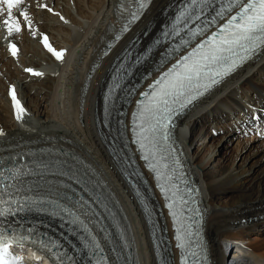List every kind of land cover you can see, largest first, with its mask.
Returning <instances> with one entry per match:
<instances>
[{"label": "bare ground", "instance_id": "bare-ground-1", "mask_svg": "<svg viewBox=\"0 0 264 264\" xmlns=\"http://www.w3.org/2000/svg\"><path fill=\"white\" fill-rule=\"evenodd\" d=\"M180 1L154 0L142 20L126 37L123 47L118 51L117 48L111 49V54L105 58L106 46L112 42L115 34L120 0H30L28 8L34 27L39 33L49 36L57 51L67 50V64L56 73L46 71L51 69L44 67L42 61L57 64L58 60L42 48L39 41L32 40L26 24L22 23L19 36L21 50L17 58L21 59L23 68L32 67L42 75L22 73V69L12 62L9 47L0 42L1 72H5L3 74L10 82L18 79L23 107L32 114V117H24L23 122L19 123L14 116L8 86L0 82L5 86L0 95V130L5 133L0 137V157L56 151L77 163L81 169L92 172L114 201L125 211L129 209L134 214L140 258L144 264H154V252L149 247V232L139 207L132 202V194L125 192L129 191L123 180L124 176H129L127 152L114 125V109L105 112L104 93L115 60L133 38L141 40L139 48L142 51H149L143 64L131 73V79L140 73L151 72L159 65L164 49L150 50L159 37L161 27L168 17L173 16ZM43 2L53 11L38 7ZM72 5L82 20L72 12ZM29 81L33 86L26 88L24 84ZM54 82L56 85L52 87ZM34 86L41 91L40 95H32ZM240 95H243L241 100L238 99ZM259 103L264 106V51L219 90L190 110L175 133L176 147L186 161L192 178L203 191L204 228L212 264H229L230 258L226 257V252L232 245H246L248 248L247 256L237 264H264V166L256 168L264 161V142L258 146L250 141L234 149V162L237 159L242 161L234 169L221 167L217 170V176L206 171L208 160L212 157L211 151H215L221 143H231L241 129V113L256 110L252 106L258 107ZM233 114L238 117L233 119ZM258 116L262 117L263 112ZM219 131L223 136L216 139L213 133ZM205 150H208L206 155L203 154ZM243 150L249 152L244 156ZM254 155L261 156V159L255 160ZM71 174L78 179L77 170L73 169ZM50 179L75 185L74 181L65 177L52 176ZM149 196L156 206V213L165 215L160 212L156 193L151 191ZM220 197H225L226 201L215 203L214 200ZM162 222L171 227L167 219L162 218ZM120 255L125 264V250Z\"/></svg>", "mask_w": 264, "mask_h": 264}, {"label": "snow or ice", "instance_id": "snow-or-ice-1", "mask_svg": "<svg viewBox=\"0 0 264 264\" xmlns=\"http://www.w3.org/2000/svg\"><path fill=\"white\" fill-rule=\"evenodd\" d=\"M133 3L138 5V9H142L147 0H133ZM38 7L47 8L48 12L53 11L47 5L38 4ZM26 8L27 0H0V17H6L2 19V26L7 37L20 33L22 23H25L28 29L32 28V20ZM139 14V10L131 11L130 23L134 22ZM218 21L225 22L219 24ZM212 29L215 30L211 31ZM182 32L184 35H181ZM174 34L180 36V42L173 51H178L197 37L205 38L183 55L169 71L162 73L149 86V90L142 94V100L137 105L138 111L134 114L133 136L134 143L139 146L141 158L154 173L158 187L168 201L167 206L174 223L180 224L176 239L178 246L183 249L182 241L193 235L190 218L189 222L185 223L186 213L193 211L189 199L191 193L180 194V186L171 174L172 168L167 163L162 147L171 139L174 114L179 115L194 99L204 95L220 83L222 78L264 51V0H187L176 18ZM43 42L44 47L58 61L63 60L64 50H55L48 43L46 35ZM9 51L16 57L19 50L16 44L9 43ZM25 71L35 76L42 75L33 69ZM9 96L13 102L14 116L22 123L27 111L14 86L10 88ZM4 135L3 130H0V137ZM172 150L174 151V148ZM176 163L179 166V161ZM25 175L27 174L23 169L10 170L7 174L0 171V220L15 216L26 209L31 210L33 206L54 205L59 209L62 218L73 226V230L76 226L82 229L84 247L91 251L90 264L92 258L95 259V264H106L100 243L88 227L89 221L86 218L92 209L83 197H80L81 208L78 209L75 205L68 207L53 200L22 196L19 192L20 181ZM162 180L168 181V184L161 183ZM40 210L43 211L44 208L40 207ZM195 211L198 213V209ZM27 243L45 251L52 264H73L72 258L59 242L38 236L32 229L18 233L5 225H0V264H19L11 249L23 247ZM190 255L193 257L192 264H207L205 253L192 251Z\"/></svg>", "mask_w": 264, "mask_h": 264}, {"label": "rangeland", "instance_id": "rangeland-1", "mask_svg": "<svg viewBox=\"0 0 264 264\" xmlns=\"http://www.w3.org/2000/svg\"><path fill=\"white\" fill-rule=\"evenodd\" d=\"M55 2V0H53ZM74 5V4H73ZM71 6V10H74L72 11L74 14H76L77 18H79L80 20H82L79 16H78V13L75 9L74 6ZM58 36V35H57ZM59 39H61V36H58ZM22 52V51H21ZM20 56H21V53H20ZM22 57H24V55L22 54ZM27 58V57H26ZM39 59V58H38ZM21 59L17 58L14 60V65H16L15 67L19 68V69H22L23 66L20 62ZM45 62V61H44ZM47 64V62H45ZM16 72V71H15ZM5 74V72H3ZM3 74V76L0 75V82L5 83L6 79H7V76H5ZM44 79H41L40 81H43ZM31 83L30 81L27 83L29 84ZM55 82L52 83V87H55ZM0 85V95L2 96L3 94V90H5V86L3 85ZM31 86H33L31 84ZM37 86H34L32 87V95L33 96H38L40 95L41 91L38 89V87L36 88ZM34 93V94H33ZM38 94V95H37ZM241 96V97H240ZM239 97L242 99V96L243 95H240ZM214 137H216L217 134H223L222 131H219L218 133L214 132ZM223 135H220V136H217L216 139L218 137H222ZM214 139V138H212ZM248 138H234V140L229 143V144H225V143H221L220 146L215 150V151H211L212 153V157L208 160L209 162V166L206 168L207 172H210L212 176H217L218 173H217V170H219V168L221 167H224L226 166V168L228 170L230 169H234L235 167L239 166L241 164L242 161H239V159H237L235 162H234V158L236 156V153L235 151H233L234 149H236L237 147L239 148V146L241 145H244L245 143L247 142H253L252 140H247ZM250 139V138H249ZM250 142V143H251ZM211 143V142H210ZM261 141H257V140H254V145H261ZM213 150V149H212ZM246 152H249V151H245L243 150V155L245 156L247 153ZM208 153V150H205L204 151V155H206ZM255 160H259L261 159V156L259 155H254L253 157ZM241 159V158H240ZM264 166V161L262 163H260L259 165L256 166V168H263ZM215 203H224L226 201V198L225 197H220V199H217V200H214ZM131 204H133L131 202Z\"/></svg>", "mask_w": 264, "mask_h": 264}]
</instances>
